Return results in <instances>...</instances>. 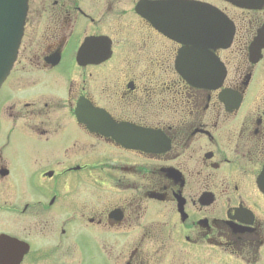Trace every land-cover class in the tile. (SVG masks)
I'll use <instances>...</instances> for the list:
<instances>
[{
  "label": "flooded vegetation",
  "instance_id": "obj_1",
  "mask_svg": "<svg viewBox=\"0 0 264 264\" xmlns=\"http://www.w3.org/2000/svg\"><path fill=\"white\" fill-rule=\"evenodd\" d=\"M0 220L18 264H264V0H26Z\"/></svg>",
  "mask_w": 264,
  "mask_h": 264
},
{
  "label": "water",
  "instance_id": "obj_2",
  "mask_svg": "<svg viewBox=\"0 0 264 264\" xmlns=\"http://www.w3.org/2000/svg\"><path fill=\"white\" fill-rule=\"evenodd\" d=\"M25 10L26 0H0V82L9 72L15 59L22 34ZM78 118L92 129L105 134L112 133L119 141L125 140L127 144L132 142L131 136L125 138L123 135L124 125L109 120L89 106L87 102L80 104ZM23 245V242L15 237L2 234L0 264H18Z\"/></svg>",
  "mask_w": 264,
  "mask_h": 264
},
{
  "label": "rangeland",
  "instance_id": "obj_3",
  "mask_svg": "<svg viewBox=\"0 0 264 264\" xmlns=\"http://www.w3.org/2000/svg\"><path fill=\"white\" fill-rule=\"evenodd\" d=\"M97 149L101 151V148L100 147H97ZM96 154H97V152H96ZM31 191L33 192V189H31ZM5 225H6V222H2L0 220V226H5Z\"/></svg>",
  "mask_w": 264,
  "mask_h": 264
}]
</instances>
